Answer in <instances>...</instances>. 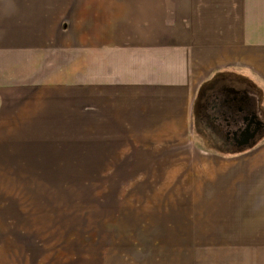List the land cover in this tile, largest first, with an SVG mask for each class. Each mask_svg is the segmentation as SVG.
<instances>
[{
	"label": "rangeland",
	"instance_id": "obj_1",
	"mask_svg": "<svg viewBox=\"0 0 264 264\" xmlns=\"http://www.w3.org/2000/svg\"><path fill=\"white\" fill-rule=\"evenodd\" d=\"M189 10L0 0V264H264V125L206 112L264 122V67L204 66Z\"/></svg>",
	"mask_w": 264,
	"mask_h": 264
},
{
	"label": "crops",
	"instance_id": "obj_2",
	"mask_svg": "<svg viewBox=\"0 0 264 264\" xmlns=\"http://www.w3.org/2000/svg\"><path fill=\"white\" fill-rule=\"evenodd\" d=\"M141 3L153 0H139ZM136 2V0H128ZM193 50L203 65L264 67V0H190ZM230 73H224V76ZM231 75V74H230ZM235 76L236 73L234 74ZM223 76V77H224ZM213 81V80H212Z\"/></svg>",
	"mask_w": 264,
	"mask_h": 264
},
{
	"label": "flooded vegetation",
	"instance_id": "obj_3",
	"mask_svg": "<svg viewBox=\"0 0 264 264\" xmlns=\"http://www.w3.org/2000/svg\"><path fill=\"white\" fill-rule=\"evenodd\" d=\"M213 95L214 96L211 101L206 104V107L210 108L209 110H206V112H210L208 115H211V117L213 118L212 121H215L216 123L218 118H224L227 123H231L230 128L228 129L229 132L226 136V139H229L228 142L230 144L239 146L240 143L248 136H251L252 134L253 136L256 135L258 129L264 125V122L258 119L255 113H253L252 111L248 112L243 107V100L246 96L244 95L243 88L229 89L228 87L227 89L218 91L217 94ZM234 107L239 113V117L238 114L236 117L237 120H235L233 116L236 113V110L233 112L231 111L235 109ZM224 112L227 113L224 114ZM250 140L251 137L249 138V141Z\"/></svg>",
	"mask_w": 264,
	"mask_h": 264
},
{
	"label": "water",
	"instance_id": "obj_4",
	"mask_svg": "<svg viewBox=\"0 0 264 264\" xmlns=\"http://www.w3.org/2000/svg\"><path fill=\"white\" fill-rule=\"evenodd\" d=\"M252 136H253V134L251 136H248L247 138H245L241 143H247L249 141V138Z\"/></svg>",
	"mask_w": 264,
	"mask_h": 264
},
{
	"label": "trees",
	"instance_id": "obj_5",
	"mask_svg": "<svg viewBox=\"0 0 264 264\" xmlns=\"http://www.w3.org/2000/svg\"><path fill=\"white\" fill-rule=\"evenodd\" d=\"M196 112V111H195ZM206 133V132H205ZM208 133H206V135H207ZM209 138H211L210 140L212 141V143H213V140L212 139H215V136L213 135V137L209 134ZM225 146H227V145H225Z\"/></svg>",
	"mask_w": 264,
	"mask_h": 264
}]
</instances>
